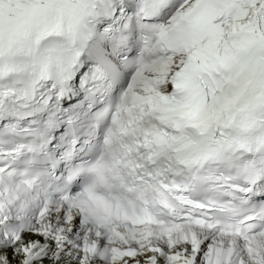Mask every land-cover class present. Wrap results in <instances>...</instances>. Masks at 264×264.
<instances>
[{"label":"snow or ice","instance_id":"snow-or-ice-1","mask_svg":"<svg viewBox=\"0 0 264 264\" xmlns=\"http://www.w3.org/2000/svg\"><path fill=\"white\" fill-rule=\"evenodd\" d=\"M0 264H264V0H0Z\"/></svg>","mask_w":264,"mask_h":264}]
</instances>
